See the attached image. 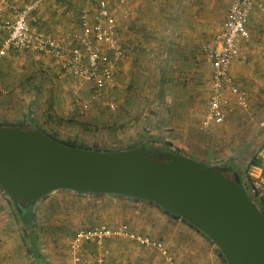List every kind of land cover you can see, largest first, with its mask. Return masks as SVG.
I'll return each mask as SVG.
<instances>
[{
    "label": "rangeland",
    "instance_id": "obj_1",
    "mask_svg": "<svg viewBox=\"0 0 264 264\" xmlns=\"http://www.w3.org/2000/svg\"><path fill=\"white\" fill-rule=\"evenodd\" d=\"M231 1L163 0L152 11L149 0H129L131 20L113 8L119 25L128 28L118 35L129 53L101 97L51 57L9 52L0 59V126L36 130L96 152L149 147L220 168L243 182L257 180L256 166L264 157V102L252 99L241 108L226 94L224 122L201 128L211 78L203 47L220 30ZM88 5L93 8L95 0ZM248 29L249 40L241 43L244 60L230 73L236 64L246 67L250 60L264 59V13L255 10ZM76 100L87 103V110L81 113ZM86 194L53 191L33 204L28 225L19 219L22 227L16 231L29 264H81L85 254L93 255L94 264L97 259L100 264H168L153 248L121 237L100 246L83 242L74 250L76 233L97 225L126 226L160 241L176 264H226L208 237L158 205L117 194ZM252 196L262 207L264 196Z\"/></svg>",
    "mask_w": 264,
    "mask_h": 264
},
{
    "label": "water",
    "instance_id": "obj_2",
    "mask_svg": "<svg viewBox=\"0 0 264 264\" xmlns=\"http://www.w3.org/2000/svg\"><path fill=\"white\" fill-rule=\"evenodd\" d=\"M159 155L149 147L89 151L0 127V188L22 216L63 189L151 202L208 237L227 264H264V214L239 181L180 154Z\"/></svg>",
    "mask_w": 264,
    "mask_h": 264
},
{
    "label": "built area",
    "instance_id": "obj_3",
    "mask_svg": "<svg viewBox=\"0 0 264 264\" xmlns=\"http://www.w3.org/2000/svg\"><path fill=\"white\" fill-rule=\"evenodd\" d=\"M15 0H0V8L12 11V20H0V32L7 34L0 45V59L9 52H20L48 56L60 65L61 69L74 79L92 85L94 97H101L103 90L110 83L115 67L128 56V47L119 38L118 31H126L127 26H120L113 8L119 9L121 16L129 18L128 0H95L93 8L87 7L78 15L79 29L56 37L50 31L40 28L35 23V15L49 0H30L21 6L14 5ZM264 13L261 0H232L221 24L220 30L203 47L206 59L211 67L208 83L207 113L202 121V130L219 126L224 122V104L226 94H230L235 103L247 107L245 93L235 86L230 73L232 65L243 62L240 46L250 37L248 25L254 11ZM79 111L87 110V103L76 100ZM110 108L114 105L111 103ZM257 180L241 181L246 193L264 196V157L259 166ZM250 182V183H249ZM113 237H121L148 246L168 257L166 247L160 241L152 240L131 232L126 226L111 229L97 225L87 230H80L73 240V249L77 250L83 242H93L100 246ZM78 261L79 258L75 257ZM168 262L170 258L168 257ZM100 264L101 259H97Z\"/></svg>",
    "mask_w": 264,
    "mask_h": 264
},
{
    "label": "crops",
    "instance_id": "obj_4",
    "mask_svg": "<svg viewBox=\"0 0 264 264\" xmlns=\"http://www.w3.org/2000/svg\"><path fill=\"white\" fill-rule=\"evenodd\" d=\"M28 1L30 0H15L14 5L19 7ZM162 1L149 0V5L152 4V11L156 9L155 2ZM164 2L169 3V0H164ZM88 4L89 0H49L48 3L42 7L41 11L35 15V23L40 28L46 31H50L56 37H61L65 33H71V31H77L79 29L78 15L84 8H87L89 6ZM129 10V19L131 20V6L129 7ZM12 18L13 14L11 10L7 9L6 7L0 8V20L10 21L12 20ZM6 34L7 33L5 31L0 32V45L2 39L4 38V36H6ZM231 75L237 89L245 93L247 107L250 106L252 99L261 101V104L264 102V59H261L259 61L250 60L246 67L240 64H236L231 70ZM80 195L88 197L86 193H80ZM16 216L17 214L15 206L11 201L7 200L5 193L1 190L0 264H29V256L26 254V251L23 250L22 242H20V233H17L16 231L18 227H22L19 218H16ZM14 217L18 219L17 222H15ZM166 250L168 253V257L171 260L170 262L167 261L168 257H163L159 252H156L168 264H176L167 247ZM81 260V264H94L95 261L93 255L89 254H85ZM68 264H71V262H69Z\"/></svg>",
    "mask_w": 264,
    "mask_h": 264
},
{
    "label": "trees",
    "instance_id": "obj_5",
    "mask_svg": "<svg viewBox=\"0 0 264 264\" xmlns=\"http://www.w3.org/2000/svg\"><path fill=\"white\" fill-rule=\"evenodd\" d=\"M0 127H4V126H0ZM5 127H12V128H20V129H26V128H23V127H16V126H5ZM41 133H43V132H41ZM44 135H46L47 137H49V138H51V139H54L55 140V138H53V137H51V136H48L47 134H45V133H43ZM57 141V140H56ZM62 143V142H61ZM62 144H64V145H66V146H70V147H73V148H78V147H76V146H73V145H70V144H66V143H62ZM80 149V148H79ZM225 168V167H224ZM226 168H228V167H226ZM220 171H222L223 173H224V175L225 176H227V174L222 170V169H220V168H218ZM228 178H230V179H236L237 181H239V183L241 184V186L246 190V187L243 185V183H241V181L239 180V178H231L230 176H227ZM247 178H249V177H247ZM0 190H1V188H0ZM3 191V190H2ZM6 194V193H5ZM248 194V193H247ZM7 195V194H6ZM248 196H249V198L254 202V198H253V196H251L250 194H248ZM262 198H264V197H262ZM135 199V198H134ZM263 206L262 207H260L259 209H260V211L264 214V200H263ZM164 210V209H163ZM165 212H167L169 215H171L173 218H176V219H180V220H182L183 222H186L185 220H183V219H181L178 215H175V214H172V213H170V212H168V211H166V210H164ZM16 214H17V216L19 217V219L21 220V222L24 224V225H28L29 224V214L28 215H26V216H22V215H20L17 211H16ZM187 223V222H186ZM189 224V223H188ZM190 225V224H189ZM192 228H194L192 225H190ZM200 232V231H199ZM218 255L221 257V259L226 263V261H225V259H224V257H223V255L221 254V252L218 250ZM227 264V263H226Z\"/></svg>",
    "mask_w": 264,
    "mask_h": 264
},
{
    "label": "flooded vegetation",
    "instance_id": "obj_6",
    "mask_svg": "<svg viewBox=\"0 0 264 264\" xmlns=\"http://www.w3.org/2000/svg\"><path fill=\"white\" fill-rule=\"evenodd\" d=\"M147 148V147H146ZM168 154L167 152H160V151H156V156H155V158L156 159H160L161 158V156L159 155V154Z\"/></svg>",
    "mask_w": 264,
    "mask_h": 264
}]
</instances>
